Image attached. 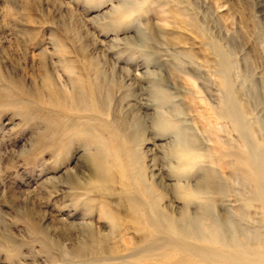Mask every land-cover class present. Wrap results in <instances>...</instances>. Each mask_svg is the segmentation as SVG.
I'll return each mask as SVG.
<instances>
[{
    "label": "rangeland",
    "instance_id": "rangeland-1",
    "mask_svg": "<svg viewBox=\"0 0 264 264\" xmlns=\"http://www.w3.org/2000/svg\"><path fill=\"white\" fill-rule=\"evenodd\" d=\"M79 75L88 86L82 93L106 105L96 114L109 128L104 137L112 132L131 150L160 211L173 213L179 202L169 169L174 139L151 120L142 132L134 128L136 115L154 117V108H143L153 100L152 84L172 97L164 111L177 110L170 117L185 122L206 155L205 170L224 180L231 174L215 148L231 153L226 162L235 166L232 154L249 152L247 144L261 148L264 159V0H0V264H104L74 257L88 231L76 223L96 222L99 213L60 184L85 144L57 154L45 138V119L64 113L47 91L42 100L44 79L52 77L66 95ZM229 108L244 126L240 133L225 118ZM197 173L186 182L195 185L204 172ZM243 180L235 179L238 195L215 212L232 209L256 228L262 211L242 202L249 191ZM119 242L122 254L126 244Z\"/></svg>",
    "mask_w": 264,
    "mask_h": 264
},
{
    "label": "bare ground",
    "instance_id": "bare-ground-1",
    "mask_svg": "<svg viewBox=\"0 0 264 264\" xmlns=\"http://www.w3.org/2000/svg\"><path fill=\"white\" fill-rule=\"evenodd\" d=\"M142 38L145 43V37ZM44 81L45 86L40 90L42 100L47 91L49 100L60 105L64 113L60 114L61 118L45 119L48 123L45 138L56 144L57 154H67L77 143L85 144L82 145L83 155L75 166L64 171L65 182L60 183L62 190L72 195L76 193L78 198H84V204L91 211L99 213L96 222L90 217L91 222L76 223L78 230L88 231L73 251L75 258L93 256L104 264H264V159L261 148L247 144L249 152L232 154L238 157L236 166L226 162L231 153H225L222 147L215 148L219 165L230 166L231 174L224 180L215 172L205 170L206 155L190 139L185 122L171 118L177 116V110L172 109L167 114L164 111L166 107L170 110L174 106L172 97L159 82L155 86L152 84L151 90L154 89L150 95L153 100L151 104L145 102L147 105L143 108L147 111L154 108V117L144 119L136 115L134 128L142 132L147 129L146 122L151 120L162 127L163 133L170 132L174 139V160L171 161L175 165L170 162L169 169L178 180L176 195L179 202L173 213L160 211L154 189L143 180L135 166L137 163L131 160V150L112 132L109 138L104 137L109 128L96 114L105 110L106 105L99 104L94 93L91 97L82 93L88 87L84 75L72 78L71 90L66 95L57 88L52 77L47 76ZM99 89L96 88L98 93ZM224 115L233 122L237 132L244 130L236 112L229 108ZM96 123H100L99 127ZM87 145L96 150L92 157ZM202 171L204 173L195 185L186 182ZM158 175L153 173L152 178ZM239 175L249 188L248 195L242 196V202L246 206L253 202L260 204L261 222L256 228L232 209L215 212L229 194L238 195L232 184ZM195 206L197 211L193 212ZM114 238L118 243H113ZM119 241L126 244L122 254L117 246Z\"/></svg>",
    "mask_w": 264,
    "mask_h": 264
}]
</instances>
